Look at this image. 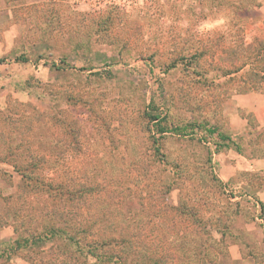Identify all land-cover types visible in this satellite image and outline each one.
I'll return each mask as SVG.
<instances>
[{
    "label": "rangeland",
    "instance_id": "1",
    "mask_svg": "<svg viewBox=\"0 0 264 264\" xmlns=\"http://www.w3.org/2000/svg\"><path fill=\"white\" fill-rule=\"evenodd\" d=\"M257 53L264 0H0V264H264Z\"/></svg>",
    "mask_w": 264,
    "mask_h": 264
},
{
    "label": "trees",
    "instance_id": "2",
    "mask_svg": "<svg viewBox=\"0 0 264 264\" xmlns=\"http://www.w3.org/2000/svg\"><path fill=\"white\" fill-rule=\"evenodd\" d=\"M49 1H51V3L52 4H54L55 3V1H59V0H49ZM249 61L248 62H245L244 64H242L239 68L240 69H242L243 67H245V66H248V67H252V70H253V73L254 74H256V73H258V74H264V70H262L261 68L259 69V65H260V63H259V61L260 62H262L261 61V59L259 58V55H258V53L251 59H248ZM257 64H258V66H257ZM254 66H257L258 67V72H255L254 71ZM239 70V69H238ZM263 76V75H262ZM151 120H155V117H152V119ZM148 253V252H147ZM150 253V252H149ZM151 254V253H150ZM153 255H151L152 257H150V259L147 261V262H141V263H139V264H162V262H160L159 260H158V258H157V256L154 254V253H152ZM129 255L130 256H133V257H136V255H135V253H134V251H132V253H129ZM156 256V257H155ZM142 261V260H141Z\"/></svg>",
    "mask_w": 264,
    "mask_h": 264
}]
</instances>
